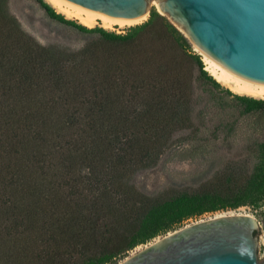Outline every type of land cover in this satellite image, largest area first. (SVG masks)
Segmentation results:
<instances>
[{
  "label": "trees",
  "instance_id": "16d2710c",
  "mask_svg": "<svg viewBox=\"0 0 264 264\" xmlns=\"http://www.w3.org/2000/svg\"><path fill=\"white\" fill-rule=\"evenodd\" d=\"M9 2L0 0V264H117L189 219L264 204V99L218 82L164 16L153 10L118 34L28 0L26 29ZM157 25L182 63L157 44ZM147 33L141 53L115 50ZM160 170L170 188L152 196L137 181Z\"/></svg>",
  "mask_w": 264,
  "mask_h": 264
},
{
  "label": "water",
  "instance_id": "95a60500",
  "mask_svg": "<svg viewBox=\"0 0 264 264\" xmlns=\"http://www.w3.org/2000/svg\"><path fill=\"white\" fill-rule=\"evenodd\" d=\"M110 24H143L153 10L204 55L264 91V0H58ZM257 220L231 214L168 233L119 264H264Z\"/></svg>",
  "mask_w": 264,
  "mask_h": 264
},
{
  "label": "rangeland",
  "instance_id": "374dc122",
  "mask_svg": "<svg viewBox=\"0 0 264 264\" xmlns=\"http://www.w3.org/2000/svg\"><path fill=\"white\" fill-rule=\"evenodd\" d=\"M9 7H10L12 14H14L17 18H19V20L22 22L23 26L26 29H29V27L27 25L29 24L30 18L28 16L32 14V11L29 9L28 0H10ZM157 12H158V10H157ZM37 17H38V14H37ZM136 25H140V24H136ZM136 25H132V26H136ZM132 26H128L124 29L116 28V29H112V30H108V31H112V32L121 34V33H125L126 30ZM95 27H100V26H95ZM161 28L162 27L160 25H157V27L155 28V31L160 34V35H158V40H156L157 44L160 47L165 49L168 57L172 60V62L177 61L178 63H182L183 58H185L184 54L181 51H178V49H177V47L174 44L172 39H170L167 35L161 34V32H162ZM35 29H36V33H37L35 35L46 34V31L38 23L35 24ZM148 36L150 37L151 33H147V34L143 35L142 37H140V39L136 43H134L132 45L119 46V47H116L115 50L118 52H121V53H125V54L130 53L131 55L135 54V53H141V51H143L146 48V46L149 45ZM189 42H190V40H189ZM84 43L85 42L83 40L79 41V45H83ZM190 44L192 46V50L201 56L203 63L206 67V64H205L204 59H203L204 55L191 42H190ZM158 177H159V180H158ZM137 182L141 188H145L144 190H146V192L152 196L160 194V193H162V192H164L170 188L169 187L170 186L169 185V179H167L166 172L163 170H160L157 174H153V175L149 176L148 178H142V179L139 178V180ZM190 183L191 184H189V185L192 187L193 186L196 187L200 184L197 181H195V182L192 181ZM231 214H234V215L246 214V215H250V216L254 217L257 220V222L259 223V228L262 231V234L259 238V245L258 246L264 252V204H262L258 208L242 207V208H239L236 210H221V211H217V212H213V213H205L202 216H199L197 218H192V219L185 221L183 224H181L180 226L176 227L175 229L169 231L168 233L179 230L180 228H183L184 226L190 225V224L195 223V222H199L202 220H209V219H213L215 217H219V216H223V215H231ZM168 233L151 240L150 242H148L145 245H140V246L136 247L135 249L130 251L127 254V256H125L123 259H119L117 264L123 262L126 258L134 255L135 253H137L141 249L145 248L146 245H150V244L154 243L155 241L163 238Z\"/></svg>",
  "mask_w": 264,
  "mask_h": 264
},
{
  "label": "bare ground",
  "instance_id": "6f19581e",
  "mask_svg": "<svg viewBox=\"0 0 264 264\" xmlns=\"http://www.w3.org/2000/svg\"><path fill=\"white\" fill-rule=\"evenodd\" d=\"M50 5H52L59 13H62L69 19L77 20L82 25L93 28L95 26H100L107 30L112 29H124L128 26L136 25V24H110L91 13H78L65 4L61 3L58 0H45ZM160 7L158 10H160ZM206 64V70L221 84L228 87L233 92L240 95H247L250 97L264 99V91H256L253 88L249 87L242 81L238 80L234 76L230 75L223 69L219 68L215 64L208 61L205 57L203 58Z\"/></svg>",
  "mask_w": 264,
  "mask_h": 264
}]
</instances>
